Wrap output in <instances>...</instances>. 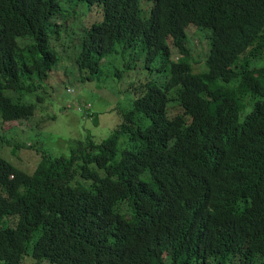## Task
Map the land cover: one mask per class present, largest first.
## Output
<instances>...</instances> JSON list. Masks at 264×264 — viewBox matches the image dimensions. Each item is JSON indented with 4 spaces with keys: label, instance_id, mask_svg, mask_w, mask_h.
Returning a JSON list of instances; mask_svg holds the SVG:
<instances>
[{
    "label": "trees",
    "instance_id": "16d2710c",
    "mask_svg": "<svg viewBox=\"0 0 264 264\" xmlns=\"http://www.w3.org/2000/svg\"><path fill=\"white\" fill-rule=\"evenodd\" d=\"M70 1L0 0V155L22 144L5 124L53 96ZM76 1L102 12L72 37L82 81L116 56L118 78L143 56L151 78L130 81L107 138L43 153L33 173L0 156V264H264V0ZM190 26L208 40L201 71Z\"/></svg>",
    "mask_w": 264,
    "mask_h": 264
},
{
    "label": "rangeland",
    "instance_id": "374dc122",
    "mask_svg": "<svg viewBox=\"0 0 264 264\" xmlns=\"http://www.w3.org/2000/svg\"><path fill=\"white\" fill-rule=\"evenodd\" d=\"M148 3L151 2H142L143 15H147ZM63 16L64 21L59 19L64 26L63 34L62 37H59L58 42L55 41V44L60 45L65 42L66 46H70V48L61 57L62 61L58 68L62 73H53V86L50 84L53 96L49 92L45 97H43L44 94H39L43 100H39L37 96L33 97L29 103L38 106V110L30 121L6 123L4 127L6 135L11 137V142L22 143L21 147L23 145L27 147H20L19 151L14 153L11 151L13 147L6 145L2 151L4 156L2 154L0 156L7 158L12 164L28 173L35 171L43 153L53 156L68 154L70 141L84 139L88 135L93 136L95 140L107 138L121 121V111H126L128 107H131L129 104L132 97L130 81L145 80L149 76L151 78L150 70L146 69L148 64L145 56L141 59L142 63L140 61L142 65L136 67L135 71H131L128 78L127 74L122 79L118 78L114 71L116 69L124 70V64L116 56L117 59L110 58L112 64H102L103 77L97 78L96 76L93 81L84 83L82 80L86 74H80L74 63L77 50L72 46L78 42V37L74 40L72 37L81 35L84 31L83 28L100 22L102 12L98 6L89 8L86 4L71 0L69 3L63 4ZM187 34L189 37L187 47L190 50L194 69L201 71L209 50L206 34L197 30L195 26H190ZM176 52L173 50V59L175 60L180 57ZM149 66L152 65L149 64ZM153 66L158 67V64H153ZM64 71L66 78L63 75ZM55 82L60 84L56 87L57 91L54 88ZM67 87L71 91L70 94L66 91ZM80 97L87 108L90 104L92 105L94 116L84 117L73 107L74 101ZM32 145L38 146L35 149H30L29 147Z\"/></svg>",
    "mask_w": 264,
    "mask_h": 264
},
{
    "label": "built area",
    "instance_id": "2783aa9c",
    "mask_svg": "<svg viewBox=\"0 0 264 264\" xmlns=\"http://www.w3.org/2000/svg\"><path fill=\"white\" fill-rule=\"evenodd\" d=\"M91 106L89 105V108H90Z\"/></svg>",
    "mask_w": 264,
    "mask_h": 264
},
{
    "label": "clouds",
    "instance_id": "9594fccd",
    "mask_svg": "<svg viewBox=\"0 0 264 264\" xmlns=\"http://www.w3.org/2000/svg\"><path fill=\"white\" fill-rule=\"evenodd\" d=\"M70 91V90H69ZM91 108V107H90Z\"/></svg>",
    "mask_w": 264,
    "mask_h": 264
}]
</instances>
